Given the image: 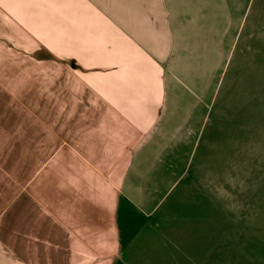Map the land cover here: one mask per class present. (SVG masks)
Wrapping results in <instances>:
<instances>
[{"label":"crops","instance_id":"0c3cea01","mask_svg":"<svg viewBox=\"0 0 264 264\" xmlns=\"http://www.w3.org/2000/svg\"><path fill=\"white\" fill-rule=\"evenodd\" d=\"M240 1L0 0V264H128Z\"/></svg>","mask_w":264,"mask_h":264},{"label":"rangeland","instance_id":"374dc122","mask_svg":"<svg viewBox=\"0 0 264 264\" xmlns=\"http://www.w3.org/2000/svg\"><path fill=\"white\" fill-rule=\"evenodd\" d=\"M230 13L240 28L215 73L184 77L192 92L179 93V132L142 205L150 214L133 213L144 232L128 264H264V0Z\"/></svg>","mask_w":264,"mask_h":264}]
</instances>
